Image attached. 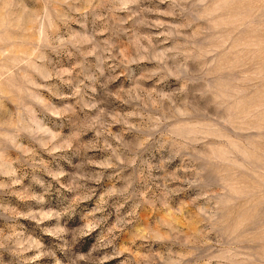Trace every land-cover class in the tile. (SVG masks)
I'll return each instance as SVG.
<instances>
[{"label": "rangeland", "instance_id": "obj_1", "mask_svg": "<svg viewBox=\"0 0 264 264\" xmlns=\"http://www.w3.org/2000/svg\"><path fill=\"white\" fill-rule=\"evenodd\" d=\"M0 264H264V0H0Z\"/></svg>", "mask_w": 264, "mask_h": 264}]
</instances>
